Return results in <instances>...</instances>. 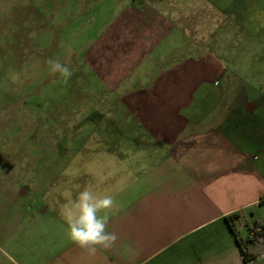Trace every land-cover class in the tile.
I'll return each instance as SVG.
<instances>
[{
    "label": "crops",
    "instance_id": "obj_1",
    "mask_svg": "<svg viewBox=\"0 0 264 264\" xmlns=\"http://www.w3.org/2000/svg\"><path fill=\"white\" fill-rule=\"evenodd\" d=\"M83 53L69 157L4 191L7 264H264V0L124 1ZM85 187L116 202L94 256L62 216Z\"/></svg>",
    "mask_w": 264,
    "mask_h": 264
},
{
    "label": "rangeland",
    "instance_id": "obj_2",
    "mask_svg": "<svg viewBox=\"0 0 264 264\" xmlns=\"http://www.w3.org/2000/svg\"><path fill=\"white\" fill-rule=\"evenodd\" d=\"M124 1L0 0V264H7L2 238L10 226L9 206L16 203L4 191L23 183L36 192L42 176L60 171V164L48 162L69 157L76 98L90 92L80 80L89 71L80 68L83 52ZM50 59L66 64L71 77L53 73ZM85 108L89 115L96 107ZM32 199L19 196L17 204Z\"/></svg>",
    "mask_w": 264,
    "mask_h": 264
},
{
    "label": "clouds",
    "instance_id": "obj_3",
    "mask_svg": "<svg viewBox=\"0 0 264 264\" xmlns=\"http://www.w3.org/2000/svg\"><path fill=\"white\" fill-rule=\"evenodd\" d=\"M48 64L53 73H59L65 79L71 77L69 67L60 60L50 59ZM115 203L113 196L99 194L91 187L79 191L62 212L71 242L90 256H94L98 248H112L118 236L108 230V213Z\"/></svg>",
    "mask_w": 264,
    "mask_h": 264
},
{
    "label": "trees",
    "instance_id": "obj_4",
    "mask_svg": "<svg viewBox=\"0 0 264 264\" xmlns=\"http://www.w3.org/2000/svg\"><path fill=\"white\" fill-rule=\"evenodd\" d=\"M239 218V215L236 213L232 216H229L227 217V221L229 223V227L231 228L232 232L236 235L237 237V243H238V246H239V249H240V252H241V255L243 257V261L244 262H249L252 258H253V255H248L247 253V245L248 243L250 242V240H247V241H243L239 234H238V231H237V227H236V224H235V220ZM254 236H257V234L254 233Z\"/></svg>",
    "mask_w": 264,
    "mask_h": 264
},
{
    "label": "built area",
    "instance_id": "obj_5",
    "mask_svg": "<svg viewBox=\"0 0 264 264\" xmlns=\"http://www.w3.org/2000/svg\"><path fill=\"white\" fill-rule=\"evenodd\" d=\"M253 236H254V233H253Z\"/></svg>",
    "mask_w": 264,
    "mask_h": 264
}]
</instances>
